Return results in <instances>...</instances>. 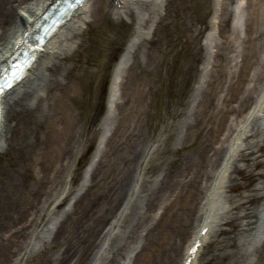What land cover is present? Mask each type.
I'll list each match as a JSON object with an SVG mask.
<instances>
[{
    "label": "bare ground",
    "instance_id": "6f19581e",
    "mask_svg": "<svg viewBox=\"0 0 264 264\" xmlns=\"http://www.w3.org/2000/svg\"><path fill=\"white\" fill-rule=\"evenodd\" d=\"M90 1L44 44L49 51L39 54L23 80L2 98L0 264H11L23 248L26 252L29 230L41 222L38 221L40 204L51 197L63 175V160L72 151L70 122L82 100L85 80L92 73L87 66L91 34L113 31L124 23L122 16L126 12L131 23L132 5L137 7L136 12L148 14L143 29L149 21L153 28L151 32H142L134 45H128L113 70L108 110L113 106L120 73L127 61L123 73L130 78L126 109H122L127 128L119 134V122L105 142L102 135L95 152L103 147L99 163L110 139H114L116 144L109 150L112 153L100 178L109 173L110 167L120 164L119 173L110 188L113 192L103 191L94 219L86 222L81 245L74 253V264H84L93 250L96 255L90 264L104 258V252L110 256L107 264H124L127 258L131 264L139 260L138 264H176L186 243L182 264L194 241L193 235L206 224L211 225L208 233H215L211 244L223 241L210 264H264V0H245L237 11L232 4L243 0H214L216 7L211 20H217V25L211 22L214 32L207 37L210 52L203 68L200 97L206 100L211 121L198 139L200 160L190 176V188L185 198L176 195L174 206V201L171 207L167 205V211L157 220L149 219L155 189L140 196L142 212L123 229L120 241L111 244L109 251L104 246L113 230L107 229L100 235L105 224L121 214L117 210L131 191L132 170L139 164L147 144L141 119L146 117L153 102L150 74L155 69V58L151 43L159 33L193 40L203 34L206 26L186 22L188 0H124L122 9H117L113 0H94L89 5ZM54 2L0 0V68L22 46L27 29ZM234 13L239 18L242 16L241 31ZM144 33L147 35L143 36ZM139 51L143 52L140 56ZM215 159H218L217 167L212 169ZM223 166H228V171L220 175ZM96 169L92 170L90 181ZM200 182L204 188L201 207ZM89 186L75 199L73 207L86 197L85 209L93 211L94 203L87 198ZM212 197L216 198L214 204L220 197L223 205L217 213L220 216L217 229L218 216L210 215L214 208L209 206ZM198 210L202 212L192 231L190 221ZM112 225L114 229L116 221L112 220ZM54 239L45 244L46 249Z\"/></svg>",
    "mask_w": 264,
    "mask_h": 264
},
{
    "label": "rangeland",
    "instance_id": "374dc122",
    "mask_svg": "<svg viewBox=\"0 0 264 264\" xmlns=\"http://www.w3.org/2000/svg\"><path fill=\"white\" fill-rule=\"evenodd\" d=\"M92 2L94 0H91L89 5ZM244 2L245 0L237 1L232 6L234 9H238L240 4L243 5ZM215 7L216 2L214 0H188L185 10L186 22L198 27L206 26L203 34L187 41V38H169L165 34L159 33L151 43L153 46L151 53L155 58V69L152 75L150 74L154 92L152 95L153 102L149 106L146 117L141 119L143 131L147 134V144L139 164L132 170L131 191L122 200L123 202L117 210L121 214L112 218L116 221L115 228L113 229V225L110 226L112 221L110 219L100 235L102 236L107 229L113 230L104 246L106 250L111 244L120 241L123 229L134 222L142 212L140 196L153 188L155 189L156 194L153 198L149 219L154 217L157 220L167 211V205L170 206L174 201L172 207L174 206L176 195L180 196L181 199L187 195L186 192L190 188V176L197 168L200 160L198 139L206 131L211 121L210 114L205 108L206 100L204 98L201 100L200 97L203 91L201 83H203L205 73L203 68L208 61L210 52L207 46L209 43L207 37L212 36L214 32L211 30L213 21L217 25V20H211ZM130 9L134 14L131 23L126 12L124 15L122 14L124 23L114 27L113 31L99 30L91 34L93 40L87 66L92 70V73L85 80L82 100L77 104L76 116L70 122L69 133L73 136L72 151L63 160V164H65L63 175L52 191L51 197L45 203L40 204L42 207L38 211L40 214L38 221L41 220V222L36 223L37 225L29 230L26 252H23V248L14 256L11 264H74V253L81 245L83 239L81 235L84 233L86 222L90 223L94 219V211L98 210L100 205L98 201L103 200L105 191L107 193L113 192L110 188L119 173L120 164L110 167L109 173L103 179L100 177L102 170L107 168L108 162L106 160H109L112 153L109 150L114 147L116 142L114 139H110L99 163L97 162L101 157L103 147L97 152L98 154L95 151L102 134L106 133L103 141L105 142L119 122V134L127 128L122 118V109H126L124 107L128 95L129 83L127 81L130 78L123 73L128 66L127 61L120 73L117 94L112 101L113 106L108 110L109 83L116 62L123 55L128 45H134L142 32H151L153 28V24L149 21L143 29L148 14L136 12L137 7L135 5H132ZM84 16L85 13L81 15V17ZM233 16L241 31L242 16L239 18L237 13H234ZM145 35L147 34L144 33L143 36ZM132 49L133 47L129 48V51L131 52ZM138 53H140L139 56L143 54L142 51ZM139 56L137 61L138 58L140 59ZM119 152L121 153V151ZM217 163L218 159H215L211 165L212 169L217 167ZM93 169H96V172L90 181ZM88 185H90V189L87 192V198L92 204L94 203L93 211L85 209L86 197L73 207L75 199L84 194ZM199 187L198 197L201 207L204 204V196L201 197L204 188L201 182ZM220 197L215 204L216 198L212 199L209 205L211 207L214 205L210 215L218 216L215 221L216 229L220 226L217 223L220 220L218 214L223 208ZM181 199L178 200L179 204ZM201 212L202 210H198L190 221L192 231L193 228L196 229L195 225ZM215 223H212L213 227ZM151 225L150 222V227ZM214 234V232L213 234L212 232L206 234L203 243L205 246L203 245V250L202 248L199 250L193 264H210L212 256L218 252L217 248H222L223 241L217 243L214 241L211 244L215 238ZM53 238H55L53 244L46 249L45 244ZM98 240L96 241L99 242ZM185 245L186 243L180 249L176 264H180L184 257ZM1 248L0 246V257L3 251ZM93 251V254L86 259L84 264H90L91 259L93 260L96 255V251ZM134 254L135 252L132 253V255ZM103 255H105L104 258H99L97 264L109 262L110 256H107V252L106 254L104 252ZM139 262L140 260L137 261V264ZM124 264H131V261L128 262L127 258Z\"/></svg>",
    "mask_w": 264,
    "mask_h": 264
},
{
    "label": "snow or ice",
    "instance_id": "6c2138e0",
    "mask_svg": "<svg viewBox=\"0 0 264 264\" xmlns=\"http://www.w3.org/2000/svg\"><path fill=\"white\" fill-rule=\"evenodd\" d=\"M194 251V250H193Z\"/></svg>",
    "mask_w": 264,
    "mask_h": 264
}]
</instances>
